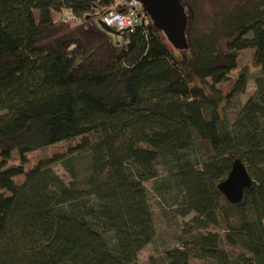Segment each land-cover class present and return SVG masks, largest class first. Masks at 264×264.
Masks as SVG:
<instances>
[{"label": "trees", "instance_id": "trees-1", "mask_svg": "<svg viewBox=\"0 0 264 264\" xmlns=\"http://www.w3.org/2000/svg\"><path fill=\"white\" fill-rule=\"evenodd\" d=\"M111 1L0 0V264H137L156 236L151 181L176 215L194 214L189 240L152 264H264V0H178L177 55L147 17L117 47L92 24ZM63 10L80 21L57 22ZM246 49L256 90L228 123L219 109L246 91L247 68L229 76ZM235 158L252 185L233 204L217 186ZM220 222L223 237L201 232ZM222 243L243 250L236 262Z\"/></svg>", "mask_w": 264, "mask_h": 264}, {"label": "rangeland", "instance_id": "rangeland-1", "mask_svg": "<svg viewBox=\"0 0 264 264\" xmlns=\"http://www.w3.org/2000/svg\"><path fill=\"white\" fill-rule=\"evenodd\" d=\"M92 24H94L95 29L100 28L97 18L93 20ZM106 35L113 41V43H115L117 47L121 46V43L123 41L122 35L118 37L110 33ZM168 43L169 45H171L170 42ZM171 48L173 49V53L177 55L178 49L174 48L173 45H171ZM252 56V50L246 49L240 51V57L238 61L239 66L237 69L229 73L230 77L236 78L240 70H242L243 68H247L251 78L247 83L246 91L241 94L238 98L232 99V103L229 108H224V104L220 106L219 113H221L222 117L226 118L228 123H231L238 116L242 105L247 102L248 98L253 96L256 90L254 80H252V75L256 74L259 71V68L252 64ZM3 113L4 112H0V115ZM55 148L56 144L53 146L45 147L42 150H39L37 153L27 155L29 162L26 163L24 169L28 171L32 167L35 161V156H40L42 159L50 158ZM58 148L60 149L61 153L65 155L66 158L69 157V155H67V144L60 143L58 145ZM14 164L15 161L9 162V166H13ZM70 167L73 168L76 174L75 179L80 184L83 177H85L89 173V155L79 153V155L73 156L72 166ZM53 170L55 174H57L59 178L62 179L66 184L74 181L69 172H67L65 167H63L61 164L58 163L53 166ZM162 173L164 172L161 171V174ZM143 185L148 190V199L150 202L151 211H153V222L156 236L153 242L151 244L146 245V247L142 249V251L138 254L137 264H152L154 261L160 262L165 260V253L167 250L180 248L182 246V242H187L189 240L191 232H193H188L192 227L190 220L194 217V214L191 213L187 217H180L176 215L174 213V210L170 209L165 201L162 202L156 198L152 187V181L145 182ZM220 223L221 224L219 227L212 226L207 230H203L201 232H214L218 233L221 237H223L224 223ZM221 247L228 253L233 262H236L238 255L243 253V250L241 248H236L232 251L230 247L225 243H222ZM188 264H214V261L202 259L198 260L191 256L189 258Z\"/></svg>", "mask_w": 264, "mask_h": 264}, {"label": "water", "instance_id": "water-1", "mask_svg": "<svg viewBox=\"0 0 264 264\" xmlns=\"http://www.w3.org/2000/svg\"><path fill=\"white\" fill-rule=\"evenodd\" d=\"M153 27L166 33L169 42L174 48L186 49V25L185 12L178 0H138ZM142 26L145 25L144 20ZM101 29L116 37L120 34L105 24L99 22ZM252 185L251 177L244 163L235 158L229 174L217 186L218 192L230 203H239L243 200L246 188Z\"/></svg>", "mask_w": 264, "mask_h": 264}, {"label": "built area", "instance_id": "built-area-1", "mask_svg": "<svg viewBox=\"0 0 264 264\" xmlns=\"http://www.w3.org/2000/svg\"><path fill=\"white\" fill-rule=\"evenodd\" d=\"M96 16L98 24L101 22L108 28L123 34V45L127 43L129 33H133L138 27H144L142 21L146 23L147 17L138 0H112L104 13L96 11L93 17ZM56 21L73 23L80 19L71 10H63L57 14ZM99 27L101 28L100 24Z\"/></svg>", "mask_w": 264, "mask_h": 264}]
</instances>
